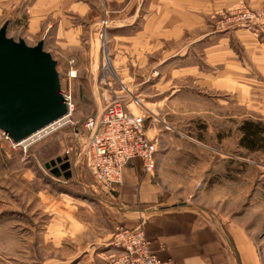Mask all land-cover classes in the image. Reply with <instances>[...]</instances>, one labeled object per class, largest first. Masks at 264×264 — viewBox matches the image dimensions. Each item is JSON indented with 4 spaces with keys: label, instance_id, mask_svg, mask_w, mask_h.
<instances>
[{
    "label": "rangeland",
    "instance_id": "1",
    "mask_svg": "<svg viewBox=\"0 0 264 264\" xmlns=\"http://www.w3.org/2000/svg\"><path fill=\"white\" fill-rule=\"evenodd\" d=\"M34 1L0 0V28L9 21L7 35L31 46L44 37L64 86L69 84V61L75 60V106L72 123L28 148L14 144L0 129V264H99L110 255L115 228L128 227V196H122L128 189L123 183L111 191L97 183L83 147L87 120L101 116L108 101L119 95L128 103L134 97L142 100L139 109L132 106L145 113L149 133L160 137V149L175 146L162 143L165 133L175 140H199L223 154V159L214 154L221 160L214 159L202 181L197 183L196 175L189 173L186 194H194L195 202L225 230L246 231L264 264V152L248 153L238 140L241 115L264 119V22L259 38L246 27L221 23L222 14L232 9L260 12L262 21L263 10L241 0L208 14L201 29L166 45L151 46L163 40L151 29L150 45L132 50L128 11L131 15L139 9L143 22L157 0H80L89 2L90 9L85 17L66 16L67 27L78 29L77 44L68 46L58 43L56 31L34 32L31 23L40 17L31 9ZM242 13L236 11L235 16ZM43 17L50 27L59 22L57 16ZM209 31L210 43L204 39L188 44L194 33ZM220 39L226 55L209 60L206 46ZM170 88L178 90L170 93ZM65 156L71 163L67 177L45 167ZM131 192L137 199L138 188Z\"/></svg>",
    "mask_w": 264,
    "mask_h": 264
},
{
    "label": "crops",
    "instance_id": "2",
    "mask_svg": "<svg viewBox=\"0 0 264 264\" xmlns=\"http://www.w3.org/2000/svg\"><path fill=\"white\" fill-rule=\"evenodd\" d=\"M240 1L157 0L158 4L151 6L150 12L148 10L146 16H142L145 17L143 22L139 21L142 15L139 9L131 15L128 11V31H134L128 34V44H130L128 46L132 50L146 49V46L150 45L148 32L151 29L158 31L157 34H161L160 38L163 39L155 44L152 43L151 46L158 43L166 45L185 32L191 33L201 29L207 23L208 14L226 10ZM247 2L264 12V0H247ZM89 5V2L80 0H35L31 9L40 17L31 23V27L35 29L34 32L42 29L45 32L56 31L58 43L62 46L77 44L78 29L67 27L70 20L66 16L85 17L90 9ZM44 15L57 16L59 21L57 26L50 27L44 24ZM237 31L239 30H235ZM196 36L197 34L194 33L192 37L194 40L189 41L191 43L188 44L201 42L204 39L210 43L212 39L211 31L203 34L201 32ZM261 40L264 42L263 39ZM223 42L224 40L220 39L217 43L206 46V56L209 60L215 57L220 60L226 55L225 50L221 48ZM177 90L170 88L168 92L174 93ZM244 119L245 117L241 115L239 124ZM161 138L162 143H175V146L170 149H160L161 143L159 144L155 176L144 172L143 161L139 157L131 159L126 165L122 188L128 189V192L122 189V196L124 198L128 196V227L142 223L151 241L152 249L157 255L162 259H172L177 264H261L256 247L246 231L237 229L232 232L229 226H225L227 228L225 230L202 204L195 202L192 197L194 194H186L189 173L196 175L197 183L202 181L203 175L213 166L214 159L221 160L214 154H219L222 159L225 158L222 157L223 154L210 151L206 148L208 147L206 144L196 139L175 140L173 136L165 133ZM134 188H138L137 199L132 196L131 191ZM178 191L182 192L178 193ZM230 235L234 239L233 245L230 243Z\"/></svg>",
    "mask_w": 264,
    "mask_h": 264
},
{
    "label": "built area",
    "instance_id": "3",
    "mask_svg": "<svg viewBox=\"0 0 264 264\" xmlns=\"http://www.w3.org/2000/svg\"><path fill=\"white\" fill-rule=\"evenodd\" d=\"M236 11L243 13L235 16ZM228 13L222 14V25L246 27L256 38L261 37L263 22L259 19L260 12L232 9ZM103 24L107 22L103 21ZM69 64V84H61V93L70 114L75 106L71 83L77 77V70L74 59ZM132 99L128 103L123 95L114 97L105 105L101 116L89 118L86 122L88 135L83 147L86 166L94 180L111 191L124 183L126 165L133 158L142 159L146 174L155 176L157 172L159 137L149 133L145 113L136 112L132 106L139 109L142 100L138 97ZM151 245L142 223L134 227L118 225L109 243L112 252L99 264H177L172 259L159 257Z\"/></svg>",
    "mask_w": 264,
    "mask_h": 264
},
{
    "label": "water",
    "instance_id": "4",
    "mask_svg": "<svg viewBox=\"0 0 264 264\" xmlns=\"http://www.w3.org/2000/svg\"><path fill=\"white\" fill-rule=\"evenodd\" d=\"M9 21L0 28V129L14 142L26 140L69 114L61 93L58 61L45 50V40L28 45L9 37ZM55 176H68V157L45 163ZM62 172H65L62 174Z\"/></svg>",
    "mask_w": 264,
    "mask_h": 264
},
{
    "label": "trees",
    "instance_id": "5",
    "mask_svg": "<svg viewBox=\"0 0 264 264\" xmlns=\"http://www.w3.org/2000/svg\"><path fill=\"white\" fill-rule=\"evenodd\" d=\"M241 136L239 146L248 153L264 152V119L246 118L238 127Z\"/></svg>",
    "mask_w": 264,
    "mask_h": 264
},
{
    "label": "bare ground",
    "instance_id": "6",
    "mask_svg": "<svg viewBox=\"0 0 264 264\" xmlns=\"http://www.w3.org/2000/svg\"><path fill=\"white\" fill-rule=\"evenodd\" d=\"M105 67H106V65H105ZM72 115H73V111L70 114H67L65 117H63L60 120H58L57 122L49 125L48 127L44 128L43 130H41L39 132H37L36 134L31 136L30 138H28L26 140H23V141H20V142H17L19 144H16V145H21V146H24L25 148H28L29 146H32V145L40 142L45 137H47V136L59 131L63 127H65V126L69 125L70 123H72V120H71Z\"/></svg>",
    "mask_w": 264,
    "mask_h": 264
},
{
    "label": "flooded vegetation",
    "instance_id": "7",
    "mask_svg": "<svg viewBox=\"0 0 264 264\" xmlns=\"http://www.w3.org/2000/svg\"><path fill=\"white\" fill-rule=\"evenodd\" d=\"M58 158V157H57ZM56 158V159H57ZM65 162V160H62V161H60V162H57L55 165H53L52 167H51V169H50V171L51 170H54L56 167H60L63 163ZM52 172V171H51ZM63 173H65V172H62V174Z\"/></svg>",
    "mask_w": 264,
    "mask_h": 264
}]
</instances>
